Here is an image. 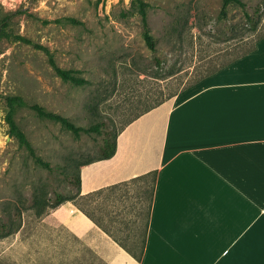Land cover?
Segmentation results:
<instances>
[{"label": "rangeland", "instance_id": "374dc122", "mask_svg": "<svg viewBox=\"0 0 264 264\" xmlns=\"http://www.w3.org/2000/svg\"><path fill=\"white\" fill-rule=\"evenodd\" d=\"M145 1L156 51L144 41L132 0H0V93L19 95L83 128L105 122L116 134L249 53L264 36V0H243L245 9L233 4L227 17L221 16L223 0ZM246 12L258 20L256 29ZM36 45L88 83L64 81L50 54ZM16 120L50 167L37 164L9 134L0 103V226L6 225L0 264H108L83 246L87 241L78 221L83 214L138 259L153 178L83 195L73 183L77 165L81 174V164L100 155L106 134L76 137L29 108L20 109ZM58 194L71 199L56 206Z\"/></svg>", "mask_w": 264, "mask_h": 264}, {"label": "crops", "instance_id": "0c3cea01", "mask_svg": "<svg viewBox=\"0 0 264 264\" xmlns=\"http://www.w3.org/2000/svg\"><path fill=\"white\" fill-rule=\"evenodd\" d=\"M150 176L141 259L78 215L94 256L108 264H264V37L122 129L112 158L82 167L81 193Z\"/></svg>", "mask_w": 264, "mask_h": 264}, {"label": "trees", "instance_id": "16d2710c", "mask_svg": "<svg viewBox=\"0 0 264 264\" xmlns=\"http://www.w3.org/2000/svg\"><path fill=\"white\" fill-rule=\"evenodd\" d=\"M132 3L135 6V8L137 9V11H138V13L142 19L144 41L150 50L156 51V41H155L154 36L151 33V29H150L149 21H148L149 4L145 0H132ZM233 4L239 5L243 9L246 8V3L243 0H223L222 10H221V16L222 17H227L228 8H229V6H231ZM245 15L248 18V20L252 23V28L256 29L258 26V20H255L248 12H246ZM69 21H71L73 23L76 22V20H74V19H70ZM5 27H6V20H4L3 24H2L1 36H3V37L8 36L6 33V30H5ZM14 38L16 40L23 41V42L28 43V44L32 43L31 40H29V39H27L21 35H15ZM36 47L43 49L48 54H50L51 65L55 69L57 75L59 77H61L64 81L73 83L77 86H83V85L88 83V80H86L84 77H81L79 75L80 72L75 71V70L62 69L61 67H59L57 65L53 55L50 53V51L47 48L40 46V45H36ZM0 103L3 104L4 109H5V121L9 127V134L12 137H15L19 141V143L27 149L30 156H32L35 159L36 163L41 165V166L50 167L48 162H45L40 156L37 155L34 147L32 146L31 142L29 141L26 133L23 131V129L18 124V122L16 120V115L20 109L29 108L32 111H34L40 118H44V119H48V120L60 123L62 127L71 131L76 137H80L82 132L106 134V136L103 140V144L100 147V155L95 159L88 160L87 162H84L83 164H81V166L93 163V162L98 161V160H104V159L112 158L116 153L117 138H118L120 131L116 134L109 132L107 130V123H105V122H99L97 124L90 126L89 128H83L82 126H79V125L75 124L74 122L70 121L67 117L60 115V114H57V113H54V112H51V111H48L45 107H43L39 104H29L23 97H21L19 95H3L2 93H0ZM162 103H160V104H162ZM160 104H158L157 106H159ZM157 106H155V107H157ZM155 107H153V108H155ZM134 120H132V121H134ZM131 122H129L128 124H130ZM128 124H126V125H128ZM79 167L80 166L78 164L77 165V172L74 175L75 180L73 183L80 190L81 189V174H80V171H78ZM152 194H153V191H152ZM151 198H152V196H151ZM70 199L71 198L64 197L63 195L58 194L55 204H56V206H58V205L62 204L63 202L70 200ZM5 228H6V225L0 226V237L3 236V230ZM144 243H145V240H144ZM142 254H143V249L141 252V256H139L138 260L141 259Z\"/></svg>", "mask_w": 264, "mask_h": 264}, {"label": "bare ground", "instance_id": "6f19581e", "mask_svg": "<svg viewBox=\"0 0 264 264\" xmlns=\"http://www.w3.org/2000/svg\"><path fill=\"white\" fill-rule=\"evenodd\" d=\"M86 179V178H85Z\"/></svg>", "mask_w": 264, "mask_h": 264}]
</instances>
